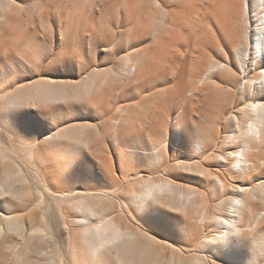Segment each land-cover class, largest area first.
<instances>
[{
  "label": "rangeland",
  "instance_id": "obj_1",
  "mask_svg": "<svg viewBox=\"0 0 264 264\" xmlns=\"http://www.w3.org/2000/svg\"><path fill=\"white\" fill-rule=\"evenodd\" d=\"M15 1L23 5L27 14L17 19L13 18L14 20L8 19L0 27V97L8 91L9 93L16 91V86H29L44 77L64 82L70 80L79 84L91 72L115 69L123 55L139 48L147 50L151 56L150 67L140 71L134 81L127 82L125 89L120 85L111 86L106 96L101 97V102L98 100L99 97H95L87 101L89 104L69 102L60 106L37 107L31 112H21L20 117L12 116L10 128L9 125L1 127L4 116H0V141L17 155L19 153L16 151L19 150L21 141L39 145L40 158L36 160V164L55 191H106L122 202L131 225L136 227L135 218L138 220V217L133 205L127 200L126 191L136 188L140 181L153 179L172 183L184 191L192 187L198 193L209 194L211 207L215 202L221 199L224 201L233 194L227 193L232 192L230 185L236 184L246 188L244 186L254 184L257 188L264 183V166L257 172L251 170L254 177L248 179L230 174L222 159H218L219 161L216 159L218 154L224 155L234 151V147H231L232 144L226 141L225 137L232 132V116L239 115L238 110L243 102L237 90L239 75L235 69L233 47L244 44V41L233 35L230 24L223 17L219 19L209 17L207 10H212V6L206 5L205 1L203 5H197L200 0H196V5H193L194 13L185 16L188 28L183 30L182 34L173 36L167 33L164 38L152 40L148 27L133 25L132 22L135 20H128L122 0L116 2L93 0L90 3L92 13L83 5L82 0H75L72 6L66 0ZM125 1L129 7H134L133 0ZM34 2L39 3L37 5L42 8L43 13H33L31 17L28 15L33 12ZM218 5H225V0H215V6ZM77 6L82 12L81 18L76 20L71 18L70 10ZM85 18H88V21H85ZM105 21H109L108 26L104 24ZM129 27L133 30L127 39L126 31ZM238 28H241L240 25ZM210 29L215 30L217 38L210 37ZM126 44L132 49H126ZM30 46L33 49H30ZM211 58L228 64L235 71V75L218 72L208 76V83L196 87L197 80L204 76L202 73L208 67ZM140 104H147L148 109L140 116L132 118V127L127 128L125 123L119 122V126L122 124V127L117 126L118 130L115 131L118 135L113 137L115 131L110 125L115 120L118 121V110ZM178 112L181 113L180 123L184 138L179 144L180 147L176 148L174 126L178 124L175 119ZM18 122L22 125V131L13 128ZM91 123L101 125L103 137L101 141L90 146V152L89 150L76 152V157H71L74 150L69 145L53 142L51 144L46 139L48 135L54 136L58 131ZM123 125L126 127L123 128ZM119 129H122L121 133L118 132ZM192 134L200 137L213 136L216 144L209 143L212 144L208 150L210 156L204 158L202 154L196 155L191 152ZM152 141L154 144L167 142V157L158 164L145 155ZM194 147L199 150L196 144ZM259 153L258 159L263 160L264 148ZM197 163L206 167L210 173L207 178L188 171L189 166ZM214 175H218L225 183L223 193L219 191L217 194L216 187L212 188ZM29 180L36 183L32 174ZM35 199L31 197V203ZM50 203L51 200L46 198L42 207L33 210L32 213L36 217V223H39L42 215L48 217L54 241L61 253L67 257L74 235L71 224L73 214L65 207L62 211L63 219L54 209L53 203L52 205ZM124 203L127 205L124 206ZM48 205L50 211L45 212L44 209ZM168 209L166 205L160 209L159 217L157 216L159 222L150 220L143 223L145 230L160 239L169 236L172 242L182 245L183 249L195 251L203 235L211 234L210 226L197 227L194 220L177 216L172 213V209ZM132 215L135 218H132ZM175 226L188 231L186 240L181 234L177 235L173 231L172 228ZM76 233V242L82 249L84 244L80 239L81 233L78 230ZM82 251L89 263L87 252L83 249ZM211 257L208 255V259ZM222 263L228 264L225 260H222Z\"/></svg>",
  "mask_w": 264,
  "mask_h": 264
},
{
  "label": "bare ground",
  "instance_id": "obj_2",
  "mask_svg": "<svg viewBox=\"0 0 264 264\" xmlns=\"http://www.w3.org/2000/svg\"><path fill=\"white\" fill-rule=\"evenodd\" d=\"M66 1L71 3V6L75 3V0ZM92 1L82 0L90 13H92L90 4ZM204 1L209 7L212 6V10H207L209 17L218 19L223 17L230 24L231 28L227 26L232 29L233 35L244 41V44L233 47L235 69L239 75L237 90L243 102L238 110L239 115L232 116V132L225 137V140L232 144L231 147H234V151L215 155L217 160L222 159L226 164L230 174L249 179L254 177L251 170L257 172L261 166H264V159H258L259 151L264 148V0H225L223 6H215V0H200L197 5H203ZM35 2L33 12L28 16L32 17L33 13H43L42 8L37 5L39 3ZM195 2L196 0H133L134 7H129L127 2L122 0L128 20H135L132 22L133 25L140 24L148 27L152 40L164 38L167 33L173 36L182 34L183 30L188 28L185 16L194 13ZM70 12L71 18L76 20L81 18L82 9L79 6L71 8ZM26 14V9L18 1L0 0V27L8 19H17ZM104 24L108 26L109 21H105ZM130 27L129 30L126 29L127 39L130 38L133 30ZM209 35L211 38H217L214 29L209 30ZM125 48L132 49L128 44ZM30 49L33 48L30 46ZM32 58L36 59L33 56ZM150 58L147 50L139 48L123 55L115 69L107 68L91 72L79 84L70 80L56 81L53 78L41 76L43 79L29 86H16V91L13 93L8 91L0 97V102L2 101L0 116H4L1 127L5 128L9 125L10 128L12 116L20 117L21 112H31L37 107L60 106L69 102L87 103L95 97H99L98 100L101 102V97L106 96L111 86L120 85L124 88L127 82L137 78L140 71L150 67ZM218 72L235 75V71L228 64L211 58L208 67L202 73L204 76L197 80L196 87H202L208 83V76ZM147 109V104L129 105L120 109L117 113L118 121L115 120V124L113 123L110 127L114 128V131L118 130L119 122L125 123L127 128L132 127V118L140 116ZM180 114V112L177 113L175 119L178 124L174 126L176 148L180 147L179 144L184 138ZM20 122L12 124L13 128L21 130ZM120 126L122 127V124ZM126 126L123 125V128ZM120 130L122 129L118 132ZM116 134L118 135L117 131L113 137ZM102 137L101 125L91 123L58 131L54 136L48 135L46 139L51 144L69 145L74 150L71 157H76V152L82 150L90 152V146L101 141ZM190 142L191 152L196 155L202 154L204 158L209 155L208 150L212 145L209 143H215L213 136L200 137L197 134L190 136ZM195 144L199 150L194 147ZM38 146L35 143L21 141L20 148L18 152L16 151L19 153L17 155L0 141L2 166L0 171V262L2 261L3 264H226L222 263V260L228 264L264 262V230H262L264 183L257 188L254 184L244 186L246 188L236 184L230 185L232 192L227 193L233 194H229L230 196L228 195L229 197L224 201L221 199L215 202L211 207L209 194L198 193L192 187L184 191L172 183L153 179L140 181L136 184V188L126 191L127 200L133 205L138 217L137 220L132 215V218L137 221L134 227L131 225L129 215L124 211L122 202L106 191H55L36 164V160L40 158V146ZM166 154L167 142L154 144L152 141L145 152V155L157 164L167 157ZM199 163L189 166L188 171L199 173L204 178L210 173L206 167L200 165L202 163ZM30 174L36 183L29 180ZM214 177L212 188L216 187L217 194L219 191L223 193L225 183L218 175ZM31 197L36 198L32 203ZM46 198L51 200L50 204L53 203L54 209L63 219L62 211L65 207L73 214L71 224L74 235L67 257L61 253L54 241L48 217L44 214L39 223L35 222L36 217L32 211L40 209ZM125 205L127 204L124 203ZM164 205L172 209L173 214L194 220L197 227L210 226L211 234L203 235L195 251L183 249L182 245L172 242L168 235L160 239L145 230L143 223L150 220L160 221L158 214ZM44 210L50 211V205ZM172 229L177 235L181 234L183 239L186 240L188 237L186 229L176 226ZM77 230L81 233L80 239L84 244L82 249L87 252L89 263L76 242ZM208 255L214 257L208 259Z\"/></svg>",
  "mask_w": 264,
  "mask_h": 264
}]
</instances>
